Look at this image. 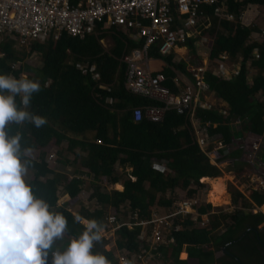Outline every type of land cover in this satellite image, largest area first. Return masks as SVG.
I'll return each mask as SVG.
<instances>
[{"label":"trees","instance_id":"obj_1","mask_svg":"<svg viewBox=\"0 0 264 264\" xmlns=\"http://www.w3.org/2000/svg\"><path fill=\"white\" fill-rule=\"evenodd\" d=\"M226 3L234 20H219L212 14L213 6L203 5L210 16V27L201 32L207 37L214 35L208 46L211 64L204 81L226 109L197 107L192 118L207 129L208 135H219L230 148L227 153L220 150L216 162L231 159L244 163L240 143L249 134L262 137L264 133V34L260 41L251 40L259 26L243 25L240 16L248 5L264 7V0ZM108 36L113 45L107 49L101 40ZM194 42V38H188L181 44L187 46L193 60L198 59ZM137 45L117 27L84 38L63 32L59 39L34 40L22 46L10 36L0 38V74L25 76L41 85L27 110L46 118L47 123L40 128L29 122L6 128L9 135H20L22 148L31 149V155L22 157L29 169L26 182L50 210L67 219V230L58 243L62 251L84 231V224L76 222L72 212L80 206L78 216L82 220L94 219L102 224L103 239L95 243L93 252L105 255L110 264H120L123 256L130 259L139 255L150 257L149 264H158V257H163V264H168L167 260L169 264H233L234 260V264H243L241 255L264 251V227L256 229L264 218L252 212L254 204L264 209V187L248 189L246 194L232 187L231 203L240 204L242 209L231 214L212 213L209 204L195 207L194 219L187 213H173L177 191L193 198L205 180L209 187L216 186L207 201L212 206L227 205V194H216L225 190V176L199 147L189 111L168 109L160 122L145 117L139 122L134 120L135 108L160 105L125 85L126 64L120 59ZM34 53L40 55L41 66L27 62ZM150 56L152 72L166 74V85L179 94L183 85L180 79V86L174 79L177 71L186 73L187 63L175 61V54L161 56L158 44L151 46ZM238 57L239 68L230 78L212 72L219 62ZM249 70H253L250 82ZM187 76L193 80L189 72ZM16 101L19 105L20 97ZM54 148L56 152L52 153ZM87 189L91 193L85 204L81 195ZM61 197L65 199L63 205L58 204ZM157 208L167 209L175 228L162 235L153 248L154 229L149 223ZM205 214L206 226L197 227L196 220L200 222ZM111 231H115L116 246L108 251L111 239L105 237ZM143 231L147 232L145 239L140 238ZM217 252L221 255L214 258Z\"/></svg>","mask_w":264,"mask_h":264},{"label":"built area","instance_id":"obj_2","mask_svg":"<svg viewBox=\"0 0 264 264\" xmlns=\"http://www.w3.org/2000/svg\"><path fill=\"white\" fill-rule=\"evenodd\" d=\"M203 5L213 6L212 14L219 20L234 19L233 14L228 11L226 0H0V38L5 35L10 36L22 46L34 40L44 42L50 38L59 39L63 32L84 38L88 34H98L117 27L130 40L139 43L130 52H125L120 59L126 64V87L160 103V105H149L144 108L145 110L135 108L134 120L139 122L145 117L160 122L171 108L189 111L192 118L197 107L206 109L213 107V104L205 99L208 93L215 94L204 81V73L209 70L211 64L209 53L206 55L207 61L203 62L198 49L201 47L199 41L201 32L210 23V16ZM261 34H264V30H261ZM188 38L195 39L196 55L200 59L199 61L195 59L197 62L191 58L187 60L179 54L180 48H184L187 53V46L181 44H185ZM202 38L206 39L204 35ZM155 44L159 45L161 56L175 54V61L182 59L187 63L186 73L177 71V78L174 79L179 86V79L182 82L183 87L180 86L179 94L174 93L166 85L168 81L166 74L153 73L151 70L150 48ZM177 57L179 59H176ZM225 64L226 61L219 62L212 68V72L217 76L230 78L236 71L230 72ZM78 67L82 68L83 65L78 64ZM94 68L95 66L91 70ZM187 72L191 74L193 80L187 76ZM94 77L98 79L99 74ZM191 120L196 141L208 157L212 155L217 159L220 150L223 149L224 153L230 151L219 137L208 135L205 127H199L193 118ZM235 123H239V120ZM214 141L217 143L216 148H209ZM261 142V136L249 134L245 141L240 143L243 147L244 161L252 164L254 169L258 167L253 161H258L259 167L264 165L256 158ZM263 187L264 184L260 189ZM195 203L196 201L193 200L187 202L191 211ZM187 214L191 213L187 212ZM171 218L172 216L169 215L168 219H164L165 225L158 218L157 213L153 214L149 223L154 229L151 243L153 248L162 240V235L170 234L175 228L170 221ZM109 221L113 223L114 220L111 218ZM159 224L166 227L164 233L158 229ZM146 237L147 232L143 231L140 238ZM150 259V257L146 259L143 255L137 258L133 256L130 259L123 256L120 258V264H149Z\"/></svg>","mask_w":264,"mask_h":264},{"label":"clouds","instance_id":"obj_3","mask_svg":"<svg viewBox=\"0 0 264 264\" xmlns=\"http://www.w3.org/2000/svg\"><path fill=\"white\" fill-rule=\"evenodd\" d=\"M40 90L38 80L0 74V264H110L105 255L93 252L95 243L103 239L102 224L94 219L82 221L78 215L75 221L84 223L82 234L63 251H52L53 243L67 230V219L33 194L26 182L28 164L22 160L31 155V149L22 148L20 135L6 131L11 124L29 122L40 128L47 123L27 110ZM16 97H20L19 105Z\"/></svg>","mask_w":264,"mask_h":264},{"label":"rangeland","instance_id":"obj_4","mask_svg":"<svg viewBox=\"0 0 264 264\" xmlns=\"http://www.w3.org/2000/svg\"><path fill=\"white\" fill-rule=\"evenodd\" d=\"M248 8V6H247ZM250 10H253V11H257V15H256V18L255 19H249V17L245 20H242V16L244 15L243 12L242 15L240 16V22L243 24V25H246V24H249L251 22H257L258 24V21L260 22V20H264V7H261V6H249ZM247 10V9H246ZM234 20V19H233ZM251 24H254V23H251ZM210 25V23H209ZM208 25L207 28H209L210 26ZM250 25V24H249ZM261 30H264V29H261ZM202 35L200 36L199 38V41H200V45L201 47L198 48L199 50H202L203 54L205 53L204 55V59L206 57V55L209 53V49L206 47L207 45L210 46L213 42V39H214V35H212L211 37H206L205 40H203L202 38ZM253 36V35H251ZM261 38V37H260ZM250 39L252 40V37H250ZM102 44L105 46V48H111V46L113 45V40H112V37L111 36H108L106 37L105 39H103L102 41ZM184 48L182 49H178L179 50V54L181 56H184L187 58V60L190 59L191 55L190 53H186L185 52V49L183 50ZM0 57H2V54H0ZM189 58V59H188ZM201 60H204L203 57H200ZM198 59V61L200 60ZM197 62V60H195ZM27 62H29L30 64L32 65H36V66H41L42 64V60H41V57L39 54L37 53H34L28 60ZM236 62H240V58H238V60H236ZM235 62V63H236ZM239 64V63H238ZM252 72L253 70H249V74L248 75H252ZM208 96H210V94L208 93ZM211 97V96H210ZM213 97L209 98L211 102H213ZM216 98V97H214ZM264 98V96L262 97ZM218 100H216L215 102H213L212 104H214L215 106H213L212 108H215L217 105H218ZM210 102V103H211ZM220 110V107H216ZM224 109V108H223ZM67 145V142L64 143V147H66ZM217 146V143L216 141L213 142V144L209 147H213L211 149H214L216 148ZM56 152V149L54 148L52 150V153H55ZM256 158L260 161H264V133H263V136H262V142H261V147H260V150L259 152L257 153L256 155ZM210 160L212 162H214L216 159H214L212 157V155H210ZM244 160V158H243ZM54 159H51L50 160V163L52 166H54ZM217 163V167L221 170V175L225 176V181L223 183V187H225V190H223V192H218L216 194H224L226 192V197H227V202L228 204L227 205H223V206H212L208 201H207V196H209L210 194H214L215 191H213V187L214 185H212L211 187H209V181L208 180H205L204 183H202L204 186L202 189L200 190H196V195L193 197V198H188L185 191H182V190H178L177 191V194H176V197H177V201L175 202V204L173 205V213H191L189 214L190 217L192 219H194L197 214H196V209L195 207H198V206H201L203 204H209L211 207H212V213H219V212H223V213H232L235 209H239L241 210V206L240 204H238L237 206H234L231 202H232V196L230 194V190L231 188H236L238 191H241L243 192V194H246L247 190L248 189H253V188H259L264 184V172L262 170H264V165L263 166H260L259 167V164H258V161H253L254 164H257L256 166L258 168L254 169L252 167V164H250L249 162H244L242 163L241 161L237 160L236 162L232 161V160H228V159H225V160H221V161H218L216 162ZM242 169V171H241ZM259 180L261 182H259ZM88 184V183H87ZM88 186V185H87ZM195 187H191V189H194ZM216 188V186L214 187ZM90 189H87L86 192H84L82 195H81V198L83 199V201L85 202V204H87V195L89 193H91V191H89ZM196 201V205L193 206V209L191 211L190 209V205L188 204L187 205V202L191 201ZM218 202V201H217ZM63 203V198L61 197V199L59 200V205H62ZM89 205V204H88ZM87 205V206H88ZM90 205H93V203H91ZM81 210V207L80 206H77L75 208L72 209V212L75 216H77L79 214ZM169 210V209H168ZM167 209L165 208H157V211H155V213H157L158 215V218L162 220V222L166 225V222H164V219H168L169 218V215L168 213L166 212ZM208 214H205L201 217V221H197L195 222V225L197 227L199 226H206L207 224V220H208V217H206ZM84 221V220H82ZM86 222V221H85ZM84 224V223H83ZM147 227L144 225V230L146 229ZM158 229H161L163 231V233L166 231V227L164 226H161V224H159V227ZM105 237V236H104ZM116 235H115V231H111L108 235H106V239H111L110 241V244L106 247V249L108 251L112 250V249H115V246H116ZM59 239H57L53 245L56 246L53 248V251L59 249L62 251V245H59ZM62 247V248H61ZM219 254V252L215 253L213 256H217ZM51 260V254H49V261ZM160 260V261H159ZM157 261L160 262L158 264H161V262H163V257H158L157 258ZM171 262V261H170ZM168 260L166 261V263H170ZM189 264H193V262H190Z\"/></svg>","mask_w":264,"mask_h":264},{"label":"crops","instance_id":"obj_5","mask_svg":"<svg viewBox=\"0 0 264 264\" xmlns=\"http://www.w3.org/2000/svg\"><path fill=\"white\" fill-rule=\"evenodd\" d=\"M249 6H257V5H248V8H249ZM247 8V10H245L244 12L245 13H243L244 15L242 16V20H245V19H247L248 17H249V19H255L256 18V13H257V11L255 12V11H253V10H250V9H248ZM262 18H264V17H262ZM251 23H254V24H256V25H258L259 26V30L260 29H264V20H260V22L258 21V24H257V22H251ZM251 23H249V24H251ZM249 24H246V25H249ZM256 31V32H253L251 35H253V36H251L252 37V40H257V41H260L261 39H262V37H263V35L260 33V31ZM261 37V38H260ZM207 48H208V45L206 46ZM180 49H182V48H180ZM184 50V49H183ZM186 51V50H185ZM187 53H188V49H187ZM201 53H203L202 52V50H199V54H200V57H203V59H204V55H205V53H204V55L203 54H201ZM238 58H240V57H238ZM238 58L236 59V60H238ZM236 60H234V61H232V60H227L226 61V64H225V66H226V68L230 71V72H235V71H237V69L239 68V62L237 63L236 62ZM203 62H206L207 61V57H205V59L204 60H202ZM236 62V63H235ZM248 78H249V82L251 81V78H252V75H249L248 76ZM211 97H213L212 99H213V102H215L216 100H218L217 102H218V105L216 106V107H220V109H226V104L224 103V102H222L219 98H217V95H216V93L214 94V95H210ZM210 96H207L206 97V101L208 102H211L210 101V99L209 98H211ZM214 97H216V98H214ZM213 102H211V103H213ZM213 106H215L214 104H213ZM236 121V120H235ZM215 137H220L219 135H214ZM209 159H210V157H209ZM218 159V158H217ZM216 159V160H217ZM216 160L213 162L216 166H217V163H216ZM229 160V159H228ZM231 160V159H230ZM244 161V160H243ZM264 163V162H263ZM119 185V184H118ZM121 186V185H120ZM115 188H117V186L115 187ZM255 190H258V189H255ZM65 203V199L63 198V203H62V205ZM254 204V203H253ZM264 204V203H263ZM260 206H262V205H260ZM260 206H257L256 204H254V206H253V209H252V212L255 214V213H257V212H259L260 214H262L263 215V218H264V210H262L261 208H260ZM239 210V209H238ZM233 213V212H232ZM225 214H231V213H225ZM206 217H208V215L206 216ZM84 221H86V220H84ZM204 227V226H203ZM264 227V221L261 223V224H259L257 227H256V229L257 230H260V229H262ZM247 231V230H246ZM242 234H244V232L242 233ZM239 253V252H238ZM220 253L217 255V256H213L214 258H218V257H220ZM239 259H240V262L241 263H243V264H256L257 262L260 264V261H256L255 262V260H261V261H263V264H264V251H254V253H250V254H245V255H241V257H239ZM158 263H160V262H158ZM235 263V260L233 261V264ZM237 263V262H236ZM161 264H163V263H161ZM212 264H217L216 262H214V263H212Z\"/></svg>","mask_w":264,"mask_h":264},{"label":"flooded vegetation","instance_id":"obj_6","mask_svg":"<svg viewBox=\"0 0 264 264\" xmlns=\"http://www.w3.org/2000/svg\"><path fill=\"white\" fill-rule=\"evenodd\" d=\"M226 193V192H225ZM224 204H225V202H224ZM262 210H264V209H262Z\"/></svg>","mask_w":264,"mask_h":264},{"label":"bare ground","instance_id":"obj_7","mask_svg":"<svg viewBox=\"0 0 264 264\" xmlns=\"http://www.w3.org/2000/svg\"><path fill=\"white\" fill-rule=\"evenodd\" d=\"M117 187H119V185H117Z\"/></svg>","mask_w":264,"mask_h":264}]
</instances>
